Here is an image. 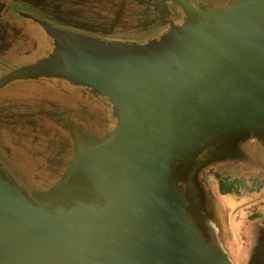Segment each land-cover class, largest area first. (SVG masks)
Here are the masks:
<instances>
[{"label": "water", "instance_id": "obj_1", "mask_svg": "<svg viewBox=\"0 0 264 264\" xmlns=\"http://www.w3.org/2000/svg\"><path fill=\"white\" fill-rule=\"evenodd\" d=\"M173 1L187 19L160 40L50 31L53 54L0 81L63 77L108 96L119 118L74 159L70 180L85 185L64 207L36 205L0 169V264H237L200 231L176 174L220 137L264 132V0Z\"/></svg>", "mask_w": 264, "mask_h": 264}, {"label": "flooded vegetation", "instance_id": "obj_2", "mask_svg": "<svg viewBox=\"0 0 264 264\" xmlns=\"http://www.w3.org/2000/svg\"><path fill=\"white\" fill-rule=\"evenodd\" d=\"M235 1L189 4L214 10ZM186 19L173 0H0V81L52 55L57 41L50 31L145 45ZM70 85L79 91L70 93ZM118 123L108 96L66 78L7 82L0 87V169L36 205L64 207L85 185L82 178L70 180L74 159L107 140ZM27 155L35 156V166L26 164ZM176 180L208 240L228 246L243 264H264V132L214 140L178 164Z\"/></svg>", "mask_w": 264, "mask_h": 264}, {"label": "rangeland", "instance_id": "obj_3", "mask_svg": "<svg viewBox=\"0 0 264 264\" xmlns=\"http://www.w3.org/2000/svg\"><path fill=\"white\" fill-rule=\"evenodd\" d=\"M45 87H51L52 88V83H48ZM79 87H77V86H75V85H73V86H71L70 85V93H74V92H78L79 91ZM4 90V89H3ZM3 92V91H2ZM80 98H82V97H80ZM97 145V144H96ZM93 146H95V145H93ZM85 153H87V152H85ZM26 158H27V160H26V164H29V165H33V166H35V156H26ZM182 192V191H181ZM227 248L229 249V251L231 252V255H232V257L234 258V260L237 262V264H243V262L241 261L242 259H241V257L239 258V257H237L235 254H234V252H232L231 250H230V248L227 246Z\"/></svg>", "mask_w": 264, "mask_h": 264}, {"label": "bare ground", "instance_id": "obj_4", "mask_svg": "<svg viewBox=\"0 0 264 264\" xmlns=\"http://www.w3.org/2000/svg\"><path fill=\"white\" fill-rule=\"evenodd\" d=\"M259 34H260V33H259ZM88 153H89L88 155L90 156V152H88Z\"/></svg>", "mask_w": 264, "mask_h": 264}]
</instances>
